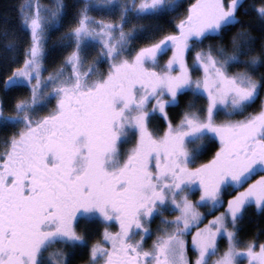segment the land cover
<instances>
[{"label":"snow or ice","instance_id":"snow-or-ice-1","mask_svg":"<svg viewBox=\"0 0 264 264\" xmlns=\"http://www.w3.org/2000/svg\"><path fill=\"white\" fill-rule=\"evenodd\" d=\"M67 7L24 0L0 28V264H264V225L240 238L264 218V0H193L174 31L179 0H80L48 47Z\"/></svg>","mask_w":264,"mask_h":264},{"label":"trees","instance_id":"trees-1","mask_svg":"<svg viewBox=\"0 0 264 264\" xmlns=\"http://www.w3.org/2000/svg\"><path fill=\"white\" fill-rule=\"evenodd\" d=\"M192 1L193 0H180L179 3L181 4V7H179L175 13L170 14L168 18H165V19H162L159 21V23L164 26L165 31H174L175 30L173 27V24L175 23V21L173 20L172 23H169V20H171L173 17L178 18L179 16L183 15L187 6ZM23 2H24V0H0V28H2L6 23L10 24L11 26L16 25V23H17V6L19 4H22ZM39 2L40 3H48V4L50 3L51 5H53V0H39ZM79 2H80V0H64V3L68 6L66 11L69 13V15L65 17L64 25L61 27V29H62L61 32L66 31L67 28L69 27V21L72 20L71 13L74 12L75 7L79 6ZM249 2H252V0H249ZM95 13L97 14L98 11H93L90 14H95ZM5 17H7V20H5ZM115 19H118V17H115ZM139 23H148V21L147 20L132 21V23L127 25L126 28H130L132 26V24H139ZM256 24H257V27H259L258 22H256ZM233 31H235V29H233ZM55 32H57V30L51 31L47 37V46L48 47H51L53 42L56 39V33ZM253 34L258 36V37L260 35V33L255 31V30H254ZM23 35H25V37H27V33H23ZM213 42L214 41L211 39L206 40L204 42L203 46H207L209 43H213ZM66 53H67V50H58L56 53H53L51 56H49L47 58V60L45 61V65H46L47 70L43 73V75L46 76V75H48L49 71L55 70L56 66L60 63L62 56L65 55ZM53 58H55V59H53ZM203 102L204 101H201V103H203ZM258 105H259V102L257 101V103L254 104V106L252 107L251 110L255 111L256 109H258ZM178 111L179 110H176L175 112L170 113L174 120H178V118H179ZM3 135H4V133L0 132V137H2ZM208 144L210 145V147L203 154V157L201 158V160H206L209 157H211L218 147V144L215 141L208 142ZM0 150H1V148H0ZM247 215L252 216L253 220L251 223H249L246 219V221H245L246 230L241 232V234H240L241 240H248V239H251L253 237V233H255L257 231V228L255 226L257 220H258L260 225H264V218H258L254 212V208H250L248 210ZM98 227H100L101 229L103 228L102 225H99ZM95 239H98V236L92 237V239L89 241V243H91L92 240H95ZM260 242H264V235L259 236L257 243H260ZM86 261H87V255L77 256L75 258L73 264H85Z\"/></svg>","mask_w":264,"mask_h":264},{"label":"rangeland","instance_id":"rangeland-1","mask_svg":"<svg viewBox=\"0 0 264 264\" xmlns=\"http://www.w3.org/2000/svg\"><path fill=\"white\" fill-rule=\"evenodd\" d=\"M180 1V0H179ZM54 2H55V0H53V4H54ZM193 2V1H192ZM191 2V3H192ZM42 5H47V6H52L50 3L48 4V3H41ZM90 15H92V16H94V17H96L97 19H99V18H105V19H111V20H116L115 19V17L116 16H109L108 14H106V13H102V12H98L97 14L95 13V14H90ZM62 31V29H61V27L57 30V32H55L56 33V39H55V41H57L58 40V37H60V35L63 33V32H61ZM65 32V31H64ZM54 41V42H55ZM67 51H70V49H68ZM67 54V53H66ZM65 54V55H66ZM171 53L169 52V55H170ZM91 59V58H90ZM164 59H167V57H164ZM191 59H192V57H191V55H189L188 56V61H189V63H191ZM60 64V63H59ZM59 64L56 66V68H58L59 67ZM101 68H106V64L105 65H101L100 66ZM55 68V69H56ZM54 71V70H53ZM201 73L200 72H196V73H194V75H200ZM47 76V75H46ZM254 105H252L250 108H248L247 109V112H254V111H252L251 109H252V107H253ZM258 109H256L255 111H257ZM221 119H223L224 117L223 116H221L220 117ZM234 119H239L240 117H233ZM161 125V126H160ZM152 127H156V126H159V129L160 130H162L163 129V127L165 126V125H163V122L160 120V119H158V118H156V119H154L153 120V122H152V125H151ZM217 144H218V147H219V143L217 142V141H215ZM125 147H127V146H125ZM210 147V145L208 144V142L206 143V148H205V150H204V152H203V154L207 151V149ZM217 147V148H218ZM1 150H2V148H1ZM217 150V149H216ZM215 150V151H216ZM215 153V152H214ZM214 153H213V155H214ZM203 154L200 156V159L197 161V163H204V162H207L208 160H210L211 158H212V156L211 157H209L208 159H206V160H201V158L203 157ZM193 166H195V165H193ZM262 174H264V173H260V174H258V175H262ZM258 178V176H254L252 179H257ZM249 182H251V181H249ZM247 185H245V187H246ZM198 197H199V192H196L194 195H192V196H190L189 198L190 199H192L193 201H195L196 199H198ZM200 211H204V209L203 208H201L200 209ZM220 211H223V208H221V209H218L217 210V212H214L213 213V215H216L218 212H220ZM177 213H175V212H172V213H168V212H166L165 213V215L166 216H169V217H171V216H175ZM208 219H211V216H209L208 217ZM204 223H207V220H205L204 221ZM159 224H160V218L159 217H157L155 220H153L152 222H151V224L149 225L150 227H151V229L153 230V235L150 237V238H147L146 239V242H145V248H148V247H150L151 246V244H152V240L153 239H155V236H156V229H157V227L159 226ZM105 226H107V227H109L110 228V230L111 231H117L118 230V225H116V224H111V225H102V227H105ZM201 227H203V224H201L200 225ZM192 231H195V229H193ZM136 239H139V236H137V237H135ZM187 240L190 242V240H191V236L189 235L188 237H187ZM227 246V241H226V239H220L219 240V252H222L224 249H225V247ZM54 248H56V247H61V245H54L53 246ZM51 250V249H50ZM189 257H190V259H194L195 258V253L193 252V251H191V249H189ZM219 254V253H218ZM217 257H211L210 258V264H211V260H214V259H216ZM240 264H247V260L246 259H242L241 260V262H240Z\"/></svg>","mask_w":264,"mask_h":264}]
</instances>
